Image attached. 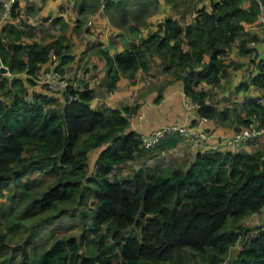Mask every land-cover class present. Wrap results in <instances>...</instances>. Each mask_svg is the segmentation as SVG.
Here are the masks:
<instances>
[{
	"label": "trees",
	"instance_id": "obj_1",
	"mask_svg": "<svg viewBox=\"0 0 264 264\" xmlns=\"http://www.w3.org/2000/svg\"><path fill=\"white\" fill-rule=\"evenodd\" d=\"M263 11L264 0H211L210 8L196 10L189 24L168 17L115 56L102 51L108 91L117 89L123 75L149 71L157 57L164 72L184 83L186 96L199 105V117L228 118L210 102L211 92L198 87H222L235 67L228 59L233 46L240 42L241 52L248 53L247 44L257 37L245 25L255 24ZM22 35L9 25L0 38V55L10 70V75L0 74V194L5 185L26 177H51L23 218L77 220L81 235L60 238L40 253L32 235L14 250L21 259L17 253L6 255L0 264H186L184 251L192 253L194 264H222L235 248L230 264H264L263 227L244 225L264 209V149H210L197 152L189 167L141 166L121 175L142 157L190 141L177 133L146 149L130 128L137 106L96 110L89 88L71 86L63 104L51 94L33 92L52 53L64 79L74 56L65 53L60 40L24 43ZM260 69L252 81L264 89V60ZM243 110L245 117L238 115L243 128L252 116L264 125L263 97L247 98ZM95 151L100 154L93 168ZM0 245V254L5 253L4 235Z\"/></svg>",
	"mask_w": 264,
	"mask_h": 264
},
{
	"label": "crops",
	"instance_id": "obj_2",
	"mask_svg": "<svg viewBox=\"0 0 264 264\" xmlns=\"http://www.w3.org/2000/svg\"><path fill=\"white\" fill-rule=\"evenodd\" d=\"M192 1L193 9L196 10L209 9L211 6V0ZM165 2L172 4V0H118L111 4H104L100 0H19L10 22L0 25V38H5L6 27L12 25L22 30L21 41L24 43L48 45L57 40L62 41L65 53L74 56V61L65 68V79L77 91L86 88L93 90L96 97L92 106L96 110H122L137 106L130 118L132 131L137 130L139 134L148 135L167 125L178 123L192 131L200 129L213 135L210 142L199 146L181 141L176 148H167L142 157L137 160L140 165H135L137 161L127 165L121 172L122 175H127L132 169L141 166L154 168L159 165L162 169L189 167L197 152L222 146L230 136L243 128L238 122V115L245 117L243 103L247 98L263 97L264 102V89L258 88L252 81L260 73L261 62L264 60V11L255 24L245 25L246 32L255 35L257 39L253 41L259 42V45L254 49L247 47L248 53L243 54L240 42H237L229 54L228 59H233L235 55L243 59L241 72H235L237 70L234 67L222 85L231 83L230 91L235 94L234 105L222 109L218 103H213L220 111L228 112V118H203L198 116L197 109L189 111L185 106L184 83L164 72L157 57L153 58L149 71L138 70L133 77L123 75L117 89L108 91V67L102 51H108L111 56H115L124 51L129 43L141 42L147 38L168 17L178 19L182 25L192 22V12L188 14L185 11H170V5L169 8L166 7ZM89 22L92 24L89 25ZM238 53L244 56L239 57ZM238 67L237 65L236 68ZM48 71L49 63L41 68L38 86L33 92L51 94L61 99L59 103L63 104L65 93L52 92L43 82L44 74ZM4 75H10V70ZM201 88L213 91L205 84L198 87ZM202 119L205 121L200 125ZM263 149L264 135L243 145L238 151L255 153ZM99 154V151H95L91 155V167L95 168ZM128 168L129 171L126 172ZM244 225L252 229L264 227V209L261 213L246 218Z\"/></svg>",
	"mask_w": 264,
	"mask_h": 264
},
{
	"label": "rangeland",
	"instance_id": "obj_3",
	"mask_svg": "<svg viewBox=\"0 0 264 264\" xmlns=\"http://www.w3.org/2000/svg\"><path fill=\"white\" fill-rule=\"evenodd\" d=\"M193 4L192 0H172V4L167 2L165 6L168 7L170 5V11L173 10V12L175 10H178L179 12L185 11L188 12V14H191L192 12L191 15L194 16L193 13L196 9H193ZM193 16H191L192 20ZM238 54L239 57L244 56L240 55V53ZM229 61L235 63V70H237L235 72H241L243 69L241 67V61H243V59H240L235 55L234 58L229 59ZM237 65L239 66L238 68H236ZM250 67L253 68L251 64ZM247 80L250 81L248 78ZM230 87L231 83L227 82L226 85L222 86L220 89L213 90L210 93V101L212 103H218L222 109L233 106V98L235 94L230 91ZM226 92L228 96L226 95ZM140 164L141 163L137 161L135 165L137 166ZM127 171H129V168L126 172ZM51 182V177L35 174L22 179L18 183L8 184L3 187L2 193L0 194V235L5 236L7 247H5L6 252L0 254V259L4 258L6 255L10 257L15 253H17L16 256H18V259H21L19 251L15 252L14 250L17 249V246L24 245L29 241L32 235H34L33 245L37 244L40 247L38 253L49 248L60 238L70 236L80 237L81 228L77 220L61 219L52 223H43L45 216H36L27 219L23 218L26 206L34 198L41 196L42 193L47 190ZM34 232L35 234H33ZM1 248L2 246L0 245V249ZM236 251H238V249H233L231 255H229L226 260L229 259L230 263H232ZM183 253L186 264H194L192 253L189 251H184Z\"/></svg>",
	"mask_w": 264,
	"mask_h": 264
},
{
	"label": "built area",
	"instance_id": "obj_4",
	"mask_svg": "<svg viewBox=\"0 0 264 264\" xmlns=\"http://www.w3.org/2000/svg\"><path fill=\"white\" fill-rule=\"evenodd\" d=\"M19 0H0L1 6V18L0 25L7 24L10 22L16 4ZM102 3H107L108 1H118V0H100ZM92 22H89L91 25ZM259 45V42L253 41L247 44L249 49H254ZM58 65L57 56L52 53L51 60L49 62V71L44 74L43 82L45 86L52 92H67L71 87L70 82L67 79L62 78L61 74L55 69ZM264 73V70H263ZM73 98V97H71ZM186 108L191 111L197 109L199 105L191 98L186 96L185 99ZM205 121L202 119L200 125ZM136 133L137 130H135ZM180 134L181 136L187 138L191 144L195 146H199L203 143L210 142L213 138V135L204 131V130H195L192 131L187 126H182L178 123L167 125L163 128L157 129L148 135L139 134L141 142L143 143L146 149L155 148L161 140H163L166 136ZM264 135V125L261 119L258 116H252L249 124L242 128L240 131L236 132L232 136H230L226 142L222 146H214L212 150H218L220 148H225L232 153L238 152L239 148L243 145L257 139L260 136ZM262 161L264 162V155L262 156ZM264 232V227L262 228ZM222 264H230L229 259L225 260Z\"/></svg>",
	"mask_w": 264,
	"mask_h": 264
},
{
	"label": "water",
	"instance_id": "obj_5",
	"mask_svg": "<svg viewBox=\"0 0 264 264\" xmlns=\"http://www.w3.org/2000/svg\"><path fill=\"white\" fill-rule=\"evenodd\" d=\"M9 72V68L4 66L2 59L0 58V74H7Z\"/></svg>",
	"mask_w": 264,
	"mask_h": 264
}]
</instances>
